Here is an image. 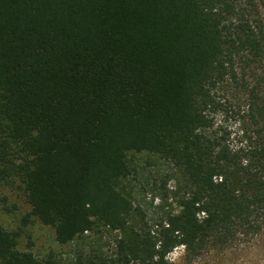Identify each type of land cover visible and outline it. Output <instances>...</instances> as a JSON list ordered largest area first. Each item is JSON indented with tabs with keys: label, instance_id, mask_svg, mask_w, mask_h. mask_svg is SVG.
Here are the masks:
<instances>
[{
	"label": "trees",
	"instance_id": "trees-1",
	"mask_svg": "<svg viewBox=\"0 0 264 264\" xmlns=\"http://www.w3.org/2000/svg\"><path fill=\"white\" fill-rule=\"evenodd\" d=\"M239 102L236 133L212 130ZM240 95V97L238 96ZM177 173L158 217L122 188L128 154ZM16 184L60 247L0 264H168L264 218V0H0V185ZM113 236L105 253L91 237ZM79 239L78 242H76Z\"/></svg>",
	"mask_w": 264,
	"mask_h": 264
},
{
	"label": "rangeland",
	"instance_id": "rangeland-1",
	"mask_svg": "<svg viewBox=\"0 0 264 264\" xmlns=\"http://www.w3.org/2000/svg\"><path fill=\"white\" fill-rule=\"evenodd\" d=\"M215 94L225 104L228 113L213 114L212 130L218 131L219 135L227 133L226 138L233 143L236 133L234 113L242 99L238 101L231 87L217 88ZM128 159L135 171L129 180L123 182L122 188L130 194L134 206L148 219L160 216V207L163 211H177L172 197L163 199L166 190L174 187L177 173L154 155L129 153ZM29 213L26 197L16 184L0 185V223L8 230L19 232V250H31L37 255L70 250L71 245H57L52 228ZM258 225L260 229L255 233L242 230L228 243H212L194 256L186 254L183 246H178L166 256V261L168 264H264V218L259 219ZM91 239L107 254L115 249L113 236H93Z\"/></svg>",
	"mask_w": 264,
	"mask_h": 264
}]
</instances>
